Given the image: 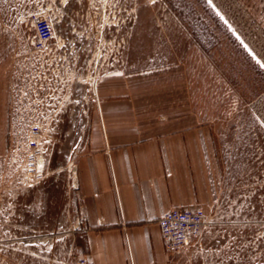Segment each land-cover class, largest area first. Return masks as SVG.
I'll return each mask as SVG.
<instances>
[{
    "label": "rangeland",
    "instance_id": "obj_1",
    "mask_svg": "<svg viewBox=\"0 0 264 264\" xmlns=\"http://www.w3.org/2000/svg\"><path fill=\"white\" fill-rule=\"evenodd\" d=\"M41 15L54 30L45 47ZM0 69L1 262L76 256L75 166L111 80L210 142L194 205L206 221L178 264H264V0H0Z\"/></svg>",
    "mask_w": 264,
    "mask_h": 264
},
{
    "label": "crops",
    "instance_id": "obj_2",
    "mask_svg": "<svg viewBox=\"0 0 264 264\" xmlns=\"http://www.w3.org/2000/svg\"><path fill=\"white\" fill-rule=\"evenodd\" d=\"M105 81L75 166L80 221L73 257L87 256L94 264H178L158 219L172 208H194L205 195L211 155L205 129L179 127L169 112L136 103L132 93ZM8 100L0 69V157L7 146Z\"/></svg>",
    "mask_w": 264,
    "mask_h": 264
},
{
    "label": "built area",
    "instance_id": "obj_3",
    "mask_svg": "<svg viewBox=\"0 0 264 264\" xmlns=\"http://www.w3.org/2000/svg\"><path fill=\"white\" fill-rule=\"evenodd\" d=\"M36 39L42 47L54 37L51 20L41 15L35 19ZM37 164L45 163V156L36 157ZM206 221V212L202 206L194 208H172L166 211L159 219L165 246L170 251H179L190 246L201 234ZM58 264H94L87 256L69 257Z\"/></svg>",
    "mask_w": 264,
    "mask_h": 264
}]
</instances>
